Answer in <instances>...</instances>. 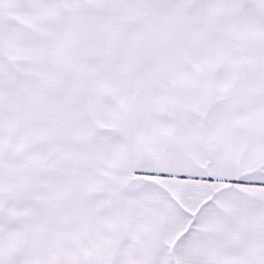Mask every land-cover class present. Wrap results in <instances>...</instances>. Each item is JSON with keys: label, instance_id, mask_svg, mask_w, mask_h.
Returning <instances> with one entry per match:
<instances>
[{"label": "snow or ice", "instance_id": "6c2138e0", "mask_svg": "<svg viewBox=\"0 0 264 264\" xmlns=\"http://www.w3.org/2000/svg\"><path fill=\"white\" fill-rule=\"evenodd\" d=\"M0 264H264V0H0Z\"/></svg>", "mask_w": 264, "mask_h": 264}]
</instances>
